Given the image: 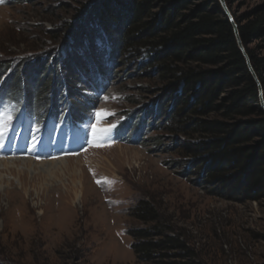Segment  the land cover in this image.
Returning <instances> with one entry per match:
<instances>
[{
	"label": "rangeland",
	"instance_id": "1",
	"mask_svg": "<svg viewBox=\"0 0 264 264\" xmlns=\"http://www.w3.org/2000/svg\"><path fill=\"white\" fill-rule=\"evenodd\" d=\"M92 1L3 0L0 49L21 54L25 59L32 58L31 53H24L30 46H44L54 49L58 64L66 58L62 40L81 24ZM161 6L165 3L158 0L154 13H162ZM229 9L240 20L251 21L258 10H264V0H234ZM49 31L63 39L49 40ZM100 34L102 38L96 39V47L107 59L113 46L117 50L120 47L119 38L111 40L103 31ZM8 42L21 45L16 49ZM87 46L84 45L86 50ZM250 49L264 59V37L253 39ZM2 54L0 50V59ZM84 55L88 63L76 70L79 92L74 96L73 109L88 113V119L78 132L63 127L68 137L81 140V154H72L79 142L68 143L60 138L54 146L58 155L35 161L32 153L39 154L40 148L33 150L22 137L17 141L22 149L19 157L37 164L29 171L25 168L21 175L17 170H0V264H264V198L240 201L221 196L220 186L207 182L202 159H196L186 148L202 137L196 134L191 139L165 130L164 112L171 108V103H165L164 84L156 73L140 78L136 72L135 62L148 61V53L142 51L138 61H134L132 54L120 57L114 62L112 73H103L109 77L106 81L101 80L91 63L93 56ZM22 62L27 65V59ZM17 64L21 63L15 62L14 67ZM56 69L55 64L50 75L57 78ZM1 77L2 84L5 76ZM13 107L18 118L14 125L21 124L26 132L30 128L31 141H39L44 135L26 119L18 104ZM97 113L101 115L98 117ZM0 117L6 119L1 114ZM126 117L134 131L131 137L123 139L130 138L124 143L114 133ZM219 120L225 121L217 112L203 117L188 116L183 121L184 129L192 133L198 122ZM139 127L145 132L132 143ZM109 128L107 133L100 131ZM15 136L4 134L0 139L14 141ZM51 145L52 142L46 148ZM55 159L68 161L67 170L61 169L53 180L24 184L22 188V175L30 180L42 171L43 162ZM76 160H80L78 164ZM75 193L80 194L78 203ZM143 202L159 214L162 223L172 229L169 235L179 238L185 249L156 253L153 261L142 260L133 251L139 243L134 233L150 231L154 225L140 221L134 213ZM161 239L164 237L153 238Z\"/></svg>",
	"mask_w": 264,
	"mask_h": 264
},
{
	"label": "trees",
	"instance_id": "2",
	"mask_svg": "<svg viewBox=\"0 0 264 264\" xmlns=\"http://www.w3.org/2000/svg\"><path fill=\"white\" fill-rule=\"evenodd\" d=\"M157 1L93 0L81 24L62 40L66 58H61L58 64L53 57L54 49L44 46H30L24 52L32 54V58L26 56V66L22 65L25 59L21 54L0 49L3 52L0 85L1 76H5L3 96L14 99L24 96L30 106L39 110L57 106L66 93L74 106V96L79 92L76 70L88 63L84 54H91V63L98 72L107 74L114 71V62L120 57L132 54L134 61H138L142 51H146L148 61L135 62L136 72L140 78L156 73L164 84L165 103L168 100L171 103L170 111L164 112L165 130L191 139L196 134L202 137L186 148L196 159H202L207 182L217 183L221 196L240 201L264 198V110L258 85L239 48L231 21L219 0H161L165 6H161L160 14L154 13ZM226 2L230 7L234 0ZM233 16L264 90V59L256 57L250 49L253 39L264 37V10H258L251 21ZM245 20L248 21L244 23ZM100 31L111 40L119 38L120 47L117 50L113 46L107 59L96 47V39L102 38ZM46 36L55 42L63 39L53 31ZM7 44L16 49L21 45ZM84 45H88V50ZM108 59L110 68L106 65ZM15 62L21 64L14 67ZM55 64L57 78L50 75ZM216 112L225 121L198 122L192 133L184 129L183 121L188 116L203 117ZM74 113L77 118L85 114L79 110ZM129 127L127 123L125 129ZM144 132L139 127L135 137ZM135 212L140 221L154 224L150 231L133 235L139 240L133 251L142 260L153 261L156 253L185 249L179 238L169 235L172 229L162 223L148 203H140ZM154 237L164 239L154 241Z\"/></svg>",
	"mask_w": 264,
	"mask_h": 264
},
{
	"label": "bare ground",
	"instance_id": "3",
	"mask_svg": "<svg viewBox=\"0 0 264 264\" xmlns=\"http://www.w3.org/2000/svg\"><path fill=\"white\" fill-rule=\"evenodd\" d=\"M5 141H6V138H4L3 140L0 139V144H2ZM68 143H70V142H68ZM71 147H69V149ZM0 149H2V148H0ZM1 151L2 150H0V152ZM20 151L22 152V149H20ZM39 151H40V149H39ZM40 154H41V151H40L39 154H35V151H34L32 153V156H36V155H40ZM55 155H58L57 152L55 153ZM63 160L64 159H61V160L55 159V160H53L51 162H43L42 163L43 164L42 165L43 168L41 169L42 171L38 175H36L35 177L31 178L30 180H29V178L26 175H24V176L22 175L21 176L22 177V180H23V186H22V188H24V184L25 185H28V184L36 185L38 182H43V181H47L48 182L50 180L55 179L56 178L55 175L58 172L60 173V170L61 169H64L65 168L67 170V168H68V166H66L68 164V161L66 162V161H63ZM14 161H15V163H14ZM79 161L80 160H76L75 163L78 164ZM16 163H18V164H16ZM35 164H37V163L34 162V161H32V159H28V158L22 159L21 157H17V159L12 158V159H9V160H5V159L2 160V159H0V170H2V171H5L6 170L8 172H15V170H17V171H20L19 174L21 175L22 173H25V171H24L25 168L29 171V170H31V169L34 168ZM22 167H23V170H22ZM27 180H28V182H27ZM75 194H76V200H75V202L78 203V202H80V194H78V193H75ZM14 197H17L18 198V195L14 196ZM60 200H61V198H60Z\"/></svg>",
	"mask_w": 264,
	"mask_h": 264
},
{
	"label": "water",
	"instance_id": "4",
	"mask_svg": "<svg viewBox=\"0 0 264 264\" xmlns=\"http://www.w3.org/2000/svg\"><path fill=\"white\" fill-rule=\"evenodd\" d=\"M219 1L221 3V6H222L226 16L229 18V20L231 21V23H232V25L234 27V31H235V34H236V37H237V40H238L239 48H240L241 52L243 53L244 58L246 59L248 68H249L254 80L256 81V83L258 85L259 92H260V99H261L262 107H263V110H264V90H263V86H262L261 82L259 81V78H258L256 72L254 71L253 67H252L250 57H249V55H248V53L246 51V48H245V46L243 44V41L241 39V36H240L238 24L236 23V21L234 19V16L231 13L226 0H219Z\"/></svg>",
	"mask_w": 264,
	"mask_h": 264
},
{
	"label": "snow or ice",
	"instance_id": "5",
	"mask_svg": "<svg viewBox=\"0 0 264 264\" xmlns=\"http://www.w3.org/2000/svg\"><path fill=\"white\" fill-rule=\"evenodd\" d=\"M0 2H3V0H0ZM101 114L100 113H97V116L99 117ZM106 115V114H105ZM12 116L9 115L5 120H0V138H3L4 136V131L3 129L6 127V125L12 121ZM114 127V126H113ZM101 132L103 133H107L109 131H111V128L109 129H101L100 130ZM3 147V144H0V148ZM97 183H100V181H97Z\"/></svg>",
	"mask_w": 264,
	"mask_h": 264
}]
</instances>
